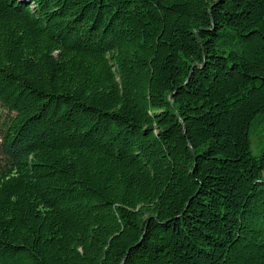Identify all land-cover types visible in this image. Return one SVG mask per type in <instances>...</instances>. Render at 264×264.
Returning a JSON list of instances; mask_svg holds the SVG:
<instances>
[{"label":"trees","instance_id":"obj_1","mask_svg":"<svg viewBox=\"0 0 264 264\" xmlns=\"http://www.w3.org/2000/svg\"><path fill=\"white\" fill-rule=\"evenodd\" d=\"M0 264H264V0H0Z\"/></svg>","mask_w":264,"mask_h":264},{"label":"rangeland","instance_id":"obj_2","mask_svg":"<svg viewBox=\"0 0 264 264\" xmlns=\"http://www.w3.org/2000/svg\"><path fill=\"white\" fill-rule=\"evenodd\" d=\"M255 130L256 128L253 129L252 132V153L257 155L259 154L261 147H260V142L255 139L254 135H255Z\"/></svg>","mask_w":264,"mask_h":264}]
</instances>
